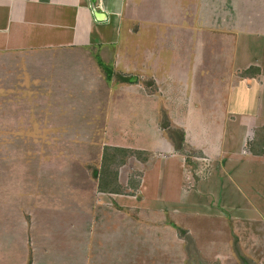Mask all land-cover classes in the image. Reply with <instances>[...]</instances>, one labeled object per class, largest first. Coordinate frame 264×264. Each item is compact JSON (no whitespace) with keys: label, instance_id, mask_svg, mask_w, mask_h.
I'll use <instances>...</instances> for the list:
<instances>
[{"label":"rangeland","instance_id":"374dc122","mask_svg":"<svg viewBox=\"0 0 264 264\" xmlns=\"http://www.w3.org/2000/svg\"><path fill=\"white\" fill-rule=\"evenodd\" d=\"M138 1L126 0L124 32L115 49L35 54L16 68L6 62L12 71L4 74L0 66V264H244L248 244L229 233L234 223L226 215L106 210L92 169L100 168L106 147L141 149L148 161L131 156L117 174L140 185L149 172L146 184L160 191L164 174L153 172V162L170 155L163 146L167 137L159 125L161 109L174 127L188 117L168 115L163 106L174 101L161 82L174 79L168 73L175 62L173 45L183 37L192 48L188 55H198L201 67L211 66V49L197 50L207 36L203 30H217L226 22L264 29V0ZM208 34L212 39L213 33ZM97 60L139 82L103 78ZM180 73L188 78L185 69ZM198 85L187 79L183 91L195 96ZM191 164L187 158L185 194L194 187ZM122 188L124 195L132 191L127 183ZM159 194V201L167 195Z\"/></svg>","mask_w":264,"mask_h":264},{"label":"crops","instance_id":"0c3cea01","mask_svg":"<svg viewBox=\"0 0 264 264\" xmlns=\"http://www.w3.org/2000/svg\"><path fill=\"white\" fill-rule=\"evenodd\" d=\"M98 2L100 10L107 15L104 22L94 19L90 0H0L2 73L12 71V62L17 64L16 68L26 57L35 54L113 47L124 32L126 0ZM226 23L216 26L217 30L205 28L206 39L197 44L199 51L204 46L211 49V54L207 55L211 66L201 67L203 61L198 55L193 56L194 60L188 55L192 48L188 49L181 34L180 42L173 45L175 62L168 72L174 79L169 82V78L165 81L162 78L161 81L165 92H172L170 98L174 99L172 103H163L168 115L174 112L181 120L188 116L185 124H182L184 121L181 125L175 123L184 133L182 152L185 148L191 149L185 153H196L197 157L175 152L173 142L167 138L163 146L170 155L153 162L156 163L153 172L161 170L164 174V178L158 175L164 180L163 188L160 187L162 192L157 186L155 192L151 182L146 184L149 173L146 172L137 190L138 197L99 193V201L104 209L113 206L114 211L120 212L153 209L215 218L226 215L229 223H234L229 233L232 230L236 237L246 242L245 245L248 244L242 262L264 264V29H259L262 25L249 22L247 25L242 22L240 27L236 22ZM181 29L184 28L180 26V32ZM210 32L212 39L208 36ZM177 52L184 54L178 56ZM8 61L10 66H6ZM249 68L252 69L248 75H240ZM184 69L187 79L199 84L195 86L198 91L195 96L183 91L187 79L180 72ZM153 73H157L156 67ZM18 75L26 76L22 72ZM177 75L180 78H176ZM185 156L192 163L195 174L194 187L186 194L181 188ZM158 176L153 178L157 181ZM117 180L121 187L128 182L119 174ZM163 192L169 197L157 200ZM236 237L232 243L238 249Z\"/></svg>","mask_w":264,"mask_h":264},{"label":"trees","instance_id":"16d2710c","mask_svg":"<svg viewBox=\"0 0 264 264\" xmlns=\"http://www.w3.org/2000/svg\"><path fill=\"white\" fill-rule=\"evenodd\" d=\"M97 66L102 72L103 78H114L116 83H131L129 81L130 77L125 74L123 71H114L112 68L107 66H103L102 64L98 63ZM252 68H249L245 71H242L240 75H248L249 71ZM257 70V69H256ZM114 74V76H113ZM113 76V77H112ZM138 79V78H137ZM139 80V79H138ZM136 80V83L139 81ZM135 83V82H134ZM163 114V115H162ZM160 128L165 132L166 137L173 142L174 148L177 152H180L184 155L191 157L192 154L185 152L183 153V141H184V133L181 129L172 126L165 114V111L161 109L160 114ZM147 152L141 150H132L130 148H121V147H106L101 156V165L100 168L92 169V178L97 182V191L107 194H124L123 188L118 184L117 180V169L120 166L126 164V160L131 156L136 157L137 159L141 160V162H147L148 158ZM116 168V169H114ZM138 181L133 180V178L129 177L127 182V188L131 189L130 193L126 195L137 196L138 190Z\"/></svg>","mask_w":264,"mask_h":264},{"label":"water","instance_id":"95a60500","mask_svg":"<svg viewBox=\"0 0 264 264\" xmlns=\"http://www.w3.org/2000/svg\"><path fill=\"white\" fill-rule=\"evenodd\" d=\"M90 9L92 12V15L94 17V19L97 22H104L107 20V15L105 12H103L102 10H100V5L98 0H90ZM130 82H135L136 78L132 77L129 79Z\"/></svg>","mask_w":264,"mask_h":264}]
</instances>
